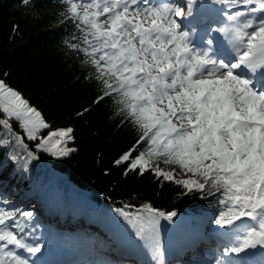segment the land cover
<instances>
[{"label":"snow or ice","instance_id":"obj_1","mask_svg":"<svg viewBox=\"0 0 264 264\" xmlns=\"http://www.w3.org/2000/svg\"><path fill=\"white\" fill-rule=\"evenodd\" d=\"M62 3L67 7L61 22H72L79 34L65 44L93 69L90 78L99 93L94 103L111 99L121 123L138 132L114 165L123 166L125 177L149 173L187 193L219 194L221 210L214 223L235 230L234 245L224 254L264 250V89L256 86L257 74L264 75V0H208L222 22L209 27L200 42L186 22L204 0ZM218 39L228 55L221 54ZM0 129L5 133L0 148H18L23 155L10 159L24 171L39 159L26 141L58 158L76 151L70 146L73 128L53 129L3 79ZM115 211L150 242L152 258L162 264L160 222L172 221L177 213L150 202ZM33 218L32 211L0 207V264H38L44 245L33 236ZM246 220L252 223L245 225Z\"/></svg>","mask_w":264,"mask_h":264},{"label":"trees","instance_id":"obj_2","mask_svg":"<svg viewBox=\"0 0 264 264\" xmlns=\"http://www.w3.org/2000/svg\"><path fill=\"white\" fill-rule=\"evenodd\" d=\"M66 7L62 0H31L27 6L21 0H0V79L19 91L53 129L73 128L71 146L76 149L70 156L58 158L35 149L36 142L26 141L39 159L24 171L18 161L10 159L12 154L23 155L18 148L15 152L12 145L0 148V201L7 200L9 208L32 211L31 224L37 231L38 219L45 218V212L58 219H70L76 213L79 234L88 230L100 234L99 222L118 220L115 209L146 202L189 217L212 212L215 221L221 210L219 194L187 193L149 173L125 177L123 166L114 165L134 144L138 132L121 123L118 106L111 99L94 103L99 93L90 78L93 69L82 64V55L65 44L74 34L79 35L72 22H61L60 13ZM14 25H18L16 32ZM13 128L20 131L15 121ZM180 178L187 177L181 174ZM87 218L96 222L86 226Z\"/></svg>","mask_w":264,"mask_h":264},{"label":"rangeland","instance_id":"obj_3","mask_svg":"<svg viewBox=\"0 0 264 264\" xmlns=\"http://www.w3.org/2000/svg\"><path fill=\"white\" fill-rule=\"evenodd\" d=\"M103 19V18H101ZM258 82L256 84V86L258 87ZM71 146V144H70ZM72 147V146H71ZM56 157V156H55ZM210 217V214H206L205 216H200L199 218H197V220L200 223V227H201V233L203 234H209L212 232L211 228L208 226V218ZM42 220H40L41 222ZM188 219L187 217H184L182 215H178L175 218H173L172 221H166V220H161L160 222V226H159V241L161 245L167 246V248H171V249H180V246L183 245L182 239H180V237H186L189 240H191V238L195 235L194 231H190L189 227H188ZM251 221H245V225L247 224H251ZM52 228L51 231L45 232V235H38L33 231V236L34 237H38V242L43 243L44 247L46 248H50V249H54L55 246L57 247H65L66 249H70V248H74L78 242V239L74 238H70L68 242H64L63 238L61 237V235L58 234V230L60 228L59 224L56 221H53L52 223ZM42 226V225H41ZM115 232H116V236L120 239L121 244L123 245V247L121 248V252H123L125 255L123 257V263L125 262H136V254H140V252L145 253L146 251H149V249L151 248L150 242L147 240H143L141 238H139V236L137 235V239L130 242L131 239V232L135 233V230L133 229V227L130 225L128 226H124L123 222H117L116 224H113ZM169 226L173 229V235H168V231L166 233V227ZM33 228V226H31ZM181 228H185L187 230V232L181 230ZM216 230H219V228H215ZM222 230H225L223 228H220ZM41 230V229H40ZM229 230V229H227ZM209 232V233H208ZM75 234V232H73ZM176 233V234H175ZM213 234V233H211ZM73 235V234H72ZM71 235V236H72ZM235 234L230 235V237H228L226 239L227 242L231 243V245H234V237ZM194 242L200 241V239H193ZM96 243L93 242V246ZM205 248H201V258H204V254L206 253V251L204 250ZM176 253V252H175ZM219 259L215 262L213 261V264L218 263ZM137 263V262H136ZM136 263H132V264H136ZM191 263V261L188 260H182V264H188ZM38 264H42V263H38ZM171 264H173L171 262Z\"/></svg>","mask_w":264,"mask_h":264},{"label":"bare ground","instance_id":"obj_4","mask_svg":"<svg viewBox=\"0 0 264 264\" xmlns=\"http://www.w3.org/2000/svg\"><path fill=\"white\" fill-rule=\"evenodd\" d=\"M207 10L208 11H211L212 9H210L209 7H207ZM202 18H205V17H202ZM171 229H173V228H171V227H169V226H167L166 227V233H167V231L168 232H170L169 234L171 235L173 232H172V230ZM183 240L184 241H186V242H189V240L186 238V237H183ZM204 244V242H201L199 245H197L196 247H195V250H198L200 247H201V245H203ZM161 248H162V246H161ZM162 250L163 251H165V248L163 249L162 248ZM161 250V251H162ZM49 253V252H48ZM223 252H220V255L222 254ZM149 259L151 258L152 259V251H151V249L148 251V256H147ZM188 259H193V256L190 258V257H188ZM153 260V259H152ZM127 264H130V263H127ZM190 264V263H189ZM198 264H210V259H208V260H205V261H200V262H198ZM251 264V263H250Z\"/></svg>","mask_w":264,"mask_h":264}]
</instances>
